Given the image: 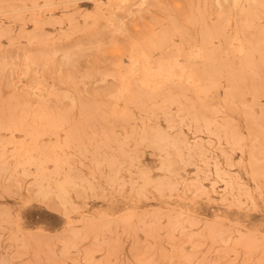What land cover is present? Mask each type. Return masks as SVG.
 <instances>
[{"label":"rangeland","instance_id":"374dc122","mask_svg":"<svg viewBox=\"0 0 264 264\" xmlns=\"http://www.w3.org/2000/svg\"><path fill=\"white\" fill-rule=\"evenodd\" d=\"M0 264H264V0H0Z\"/></svg>","mask_w":264,"mask_h":264},{"label":"bare ground","instance_id":"6f19581e","mask_svg":"<svg viewBox=\"0 0 264 264\" xmlns=\"http://www.w3.org/2000/svg\"><path fill=\"white\" fill-rule=\"evenodd\" d=\"M156 38L158 39V37H156ZM150 39H151V38H150ZM154 39H155V38H154ZM157 39H156V40H157ZM147 40H149V39H147ZM147 40H146V41H147ZM152 40H153V39H151V41H152ZM149 42H150V40H149ZM153 42H154V40H153ZM156 42L159 43L158 41H156ZM150 43H152V42H150ZM147 45H149V43H147ZM154 45L156 46L155 43H154ZM158 45H159V44H158ZM149 46L151 47V44H150ZM150 47H149V48H150ZM152 48H154V46H152ZM191 52H192V51H191ZM144 53H145V52H144ZM144 53H143L142 55H144ZM197 53H198V52H197ZM198 54H199V53H198ZM131 55H132V54H131ZM136 55H137V54H136ZM142 55H141L140 59L142 58ZM146 55H147V54H146ZM138 56H140V55H138ZM144 56H145V55H144ZM144 56H143V58H144ZM200 56H201V55H200ZM200 56H198V57H200ZM147 57H148V56H147ZM138 58H139V57H138ZM206 58H209V57H206ZM133 59H134V58H133ZM140 59H136V60H139V62H142L143 60L140 61ZM202 59H203V58H202ZM120 60H121V59H120ZM128 60H129V59H128ZM134 60H135V59H134ZM145 60H147L146 57H145ZM148 60H149V57H148ZM187 60H188V59H187ZM130 61H131V60H130ZM160 61H161V60H160ZM132 62H133V61H132ZM146 62H147V61H146ZM148 62H149V61H148ZM148 62H147V63H148ZM150 62H151V61H150ZM176 62H177V61H176ZM126 63H127V62H126ZM134 63H135V62H134ZM143 63H144V61L142 62V64H143ZM162 63H163V62H162ZM120 64H121V61H120ZM138 64H139V63H138ZM179 64H180V63H179ZM130 65H131V64H130ZM130 65H129V66H130ZM132 65H134V64H132ZM147 65H149V63H148ZM174 65H175V64H174ZM138 66L142 68L141 64H139ZM138 66H137V67H138ZM144 66L146 67L145 64H144ZM171 66H172V65H171ZM171 66H170V67H171ZM120 67H123V65L120 66ZM139 67H138V68H139ZM145 67H144V68H145ZM162 67H163V66H162ZM127 68L129 69L128 66H127ZM127 68H125L124 70H127ZM131 68H132V66H131ZM133 68H134V67H133ZM144 68L140 69V71H141V70L143 71ZM149 68H151V67L149 66ZM158 68H160V66H159ZM118 69H119V68H118ZM146 69H147V68H146ZM164 69L166 70V68H164ZM134 70H135V69H134ZM148 70H149V69H148ZM160 70H161V69H160ZM168 70H170V68H169ZM171 70H172V67H171ZM171 70H170V71H171ZM182 70H183V68H182ZM150 71H151V70H150ZM162 71H164V70L162 69V70L160 71V73H161ZM170 71H169V72H170ZM122 72H125V71H122ZM143 72H144V71H143ZM152 72H153V71H152ZM154 72H155V71H154ZM154 72H153V73H154ZM119 73H120V72H118V74H119ZM127 73H128V72H127ZM150 73H151V72H150ZM156 73H157V72H156ZM158 73H159V71H158ZM165 73H166V71H165ZM165 73H164V74H165ZM181 73H182V72H181ZM183 73H184V72H183ZM122 74H123V73H122ZM125 74H126V73H125ZM129 74H130V71H129ZM171 74H172V71H171ZM173 74H174V72H173ZM173 74H172V75H173ZM126 75H127V74H126ZM167 75H168V73L166 74V76H167ZM119 76H121V73H120ZM122 76L124 77V75H122ZM122 76H121V77H122ZM127 76H128V75H127ZM142 76H143V75H142ZM151 76H153V75H151ZM155 76H156V75H155ZM158 76H159V74H158ZM161 76H162V75H161ZM125 77H126V76H125ZM171 77H172V76H171ZM126 78H127V77H126ZM145 78H146V77H145ZM150 78H151V77H150ZM124 79H125V78H124ZM124 79H123V80H124ZM146 79H147V78H146ZM195 80H196V79H195ZM121 81H122V78H121L120 82H121ZM124 81H125V80H124ZM146 81H148V79H147ZM125 83H126V82H125ZM125 83H124V85H125ZM127 83H128V82H127ZM122 84H123V81H122ZM120 85H121V83H120ZM125 86H126V85H125ZM127 86H128V85H127ZM122 87H123V85H122ZM126 89H127V88H126Z\"/></svg>","mask_w":264,"mask_h":264}]
</instances>
